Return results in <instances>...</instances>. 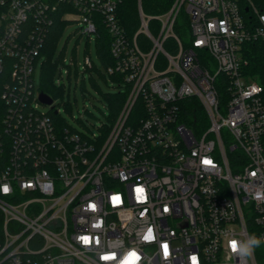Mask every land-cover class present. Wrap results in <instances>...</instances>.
<instances>
[{
	"label": "built area",
	"instance_id": "2783aa9c",
	"mask_svg": "<svg viewBox=\"0 0 264 264\" xmlns=\"http://www.w3.org/2000/svg\"><path fill=\"white\" fill-rule=\"evenodd\" d=\"M120 2L9 0L0 17V74L12 80L0 93V264H191L193 254L198 264H258V249L239 257L228 242L264 237L263 88L244 74L242 54L264 41V11L250 0H174L150 17L139 1L131 34ZM59 7L83 33L106 31L108 73L124 76L126 98L102 141L57 123L54 102L38 94L34 104L46 23ZM182 14L183 38L174 29Z\"/></svg>",
	"mask_w": 264,
	"mask_h": 264
},
{
	"label": "trees",
	"instance_id": "16d2710c",
	"mask_svg": "<svg viewBox=\"0 0 264 264\" xmlns=\"http://www.w3.org/2000/svg\"><path fill=\"white\" fill-rule=\"evenodd\" d=\"M142 6L143 12L145 15L150 17H156L167 12L174 0H121L120 2V15L124 21V25L127 30L134 34L136 33L139 26V16H138V5ZM255 7L259 10L264 11V0H250ZM8 2L9 0H0V17L2 14L8 11ZM70 11V9L66 7H59L55 12L50 14L51 22L46 23L47 30L45 35V40L43 44V48L41 49L39 59L42 56H46V61L43 62L41 67V84L39 91L47 96H49L53 102L57 97H64V89L62 86L56 87L53 82L54 70L56 65L60 61V58L53 61L54 51L58 42L60 35L63 33L65 28L68 26V22L64 19V14ZM34 21H30L27 25H25L22 34L24 35L28 32L31 27H33ZM149 28L153 33L158 32L159 23L157 21H150ZM175 33L180 37H186L188 30V17L186 14H182L175 24ZM99 37L96 38L97 42V53L98 56L104 65L105 72L102 73L103 76H109L112 82L117 84V92L116 93H104L103 97L106 101L107 106L110 110V119L109 125L112 123L114 116L117 115L118 110L122 108V102L126 98L125 94L122 90L123 83H125L124 76L121 74H109L108 69L115 65V60L111 57L109 52L110 47V38L108 37L106 31L99 28ZM139 40H143L139 36ZM166 50H171L175 47L174 42L169 40L164 44ZM242 54L244 60L247 64L243 67L244 74L251 79L256 80L261 87L263 88L262 99L264 101V41L254 42V43H245L242 47ZM38 59V60H39ZM98 70L97 66L92 62L91 67H86V71ZM99 71V70H98ZM78 79V76L76 77ZM12 80L7 79L4 74H0V93L4 83H11ZM85 82L84 74L82 75V84ZM32 82L29 81L28 87L32 89ZM1 100V98H0ZM1 106V101H0ZM54 110H57V106L55 105ZM52 118L57 123L65 125L66 122L60 117L59 113L55 114L54 111L50 113ZM188 124L195 125L197 121L191 117L187 120ZM104 127L100 128V140H104L108 131V126L103 125ZM106 126V127H105ZM257 262L258 264H264V248L261 246L258 248L257 253Z\"/></svg>",
	"mask_w": 264,
	"mask_h": 264
},
{
	"label": "rangeland",
	"instance_id": "374dc122",
	"mask_svg": "<svg viewBox=\"0 0 264 264\" xmlns=\"http://www.w3.org/2000/svg\"><path fill=\"white\" fill-rule=\"evenodd\" d=\"M83 30L84 27L79 22H71L58 39L52 63L58 58L60 61L54 70L53 82L56 87L62 86L64 97H57L54 105L57 106L60 117L70 127L82 134L89 131V134L98 136L100 128L109 125L111 117L103 94L116 93L117 84L108 75H102L105 68L97 53L96 35H88ZM86 56L90 57L99 71L85 70ZM44 61L45 55L38 60L35 67L34 104L38 103L36 99L40 93L41 67ZM39 110L48 112L49 107L39 105Z\"/></svg>",
	"mask_w": 264,
	"mask_h": 264
},
{
	"label": "clouds",
	"instance_id": "9594fccd",
	"mask_svg": "<svg viewBox=\"0 0 264 264\" xmlns=\"http://www.w3.org/2000/svg\"><path fill=\"white\" fill-rule=\"evenodd\" d=\"M251 175L255 176L256 172H252ZM7 192H8V188H7V191H5V193L7 194ZM151 239L152 238H149L147 240H151ZM261 245H264V237H258L255 234L248 236L244 240L231 239L228 242V247L233 254H236L239 257H245V258L252 257L256 249L260 248ZM168 255H169V250L167 252V255H165V258H167ZM193 257H195V264H198L197 256L195 254L190 256L191 264H193ZM135 258H136L135 256L131 257L132 260H134Z\"/></svg>",
	"mask_w": 264,
	"mask_h": 264
},
{
	"label": "snow or ice",
	"instance_id": "6c2138e0",
	"mask_svg": "<svg viewBox=\"0 0 264 264\" xmlns=\"http://www.w3.org/2000/svg\"><path fill=\"white\" fill-rule=\"evenodd\" d=\"M204 163L205 164H210L211 162L205 160ZM4 191H7V188L6 187L4 188ZM143 192H144V190L142 188H137L136 189L137 197L139 199H143L144 198ZM113 200H114V202H119V197H113ZM90 207H92L93 209H95V205L94 204L93 205H90ZM165 211H167V209H165ZM144 238L146 240L149 239V238H153V234H152V230L151 229L148 230V232H147V234L145 235ZM82 239L84 240L85 243H88L89 242V238L88 237H82ZM163 249H164L165 255H167L168 246L166 244L163 245ZM131 255L132 256H135V253H132ZM104 259H109V257H104ZM193 264H195V257H193Z\"/></svg>",
	"mask_w": 264,
	"mask_h": 264
},
{
	"label": "water",
	"instance_id": "95a60500",
	"mask_svg": "<svg viewBox=\"0 0 264 264\" xmlns=\"http://www.w3.org/2000/svg\"><path fill=\"white\" fill-rule=\"evenodd\" d=\"M38 100L43 105L51 106V108L54 107L53 106V100L49 96H47L41 92L39 93Z\"/></svg>",
	"mask_w": 264,
	"mask_h": 264
}]
</instances>
